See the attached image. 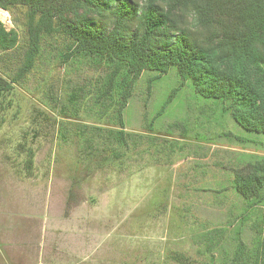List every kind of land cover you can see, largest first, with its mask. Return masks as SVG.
<instances>
[{"label": "rangeland", "instance_id": "374dc122", "mask_svg": "<svg viewBox=\"0 0 264 264\" xmlns=\"http://www.w3.org/2000/svg\"><path fill=\"white\" fill-rule=\"evenodd\" d=\"M16 17L0 8V22L18 34L15 48L0 50V76L22 59L25 35ZM53 46L40 71L0 101V264H226L236 229L252 254L264 203L247 208L231 182L235 168L264 156V137L243 130L188 83L150 130L178 85L171 67L150 89L153 73L144 72L123 111L138 145L132 137L122 163L96 166L60 128L117 127L85 104L76 117H62L60 104L75 89L88 104L103 65H60Z\"/></svg>", "mask_w": 264, "mask_h": 264}, {"label": "trees", "instance_id": "16d2710c", "mask_svg": "<svg viewBox=\"0 0 264 264\" xmlns=\"http://www.w3.org/2000/svg\"><path fill=\"white\" fill-rule=\"evenodd\" d=\"M0 8L17 13L15 23L25 35L16 69L0 76L1 102L15 84L40 71L49 45H54L60 65L76 59L103 65L88 104L80 89L60 104L62 117H76L85 104L97 120L102 115L117 127L60 128L62 139L65 135L76 139L83 158L96 166L120 158L122 163L132 137L138 145L136 136L125 130L123 111L144 72L153 73L147 84L150 89L171 67L179 82L150 120V130L188 83L196 95L218 101L221 111L243 130L264 137V0H0ZM17 42L15 29L6 30L0 22V50H12ZM223 135L240 143L256 142L230 132ZM232 177L231 186L247 208L264 203V156L235 168ZM256 227L252 254L236 229L226 264H264V213ZM209 243L218 244L213 238Z\"/></svg>", "mask_w": 264, "mask_h": 264}]
</instances>
